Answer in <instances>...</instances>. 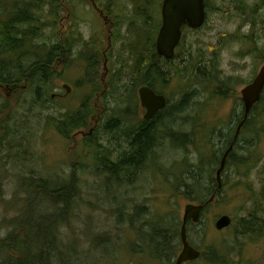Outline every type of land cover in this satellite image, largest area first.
Segmentation results:
<instances>
[{
  "label": "rangeland",
  "instance_id": "374dc122",
  "mask_svg": "<svg viewBox=\"0 0 264 264\" xmlns=\"http://www.w3.org/2000/svg\"><path fill=\"white\" fill-rule=\"evenodd\" d=\"M55 2L60 4L57 11L52 9L51 0L44 2L43 17L53 19L44 25L45 47L61 43L71 61L68 57L60 61L58 74L45 87L42 98L34 96L28 81L17 91L0 87V135L7 134L0 145V240L14 227L29 182L35 181L45 192V183L60 189L53 179L59 183L74 181L79 187L78 206L70 204L72 217L61 227V236L75 249L76 264H174L175 259L159 261L144 252L145 234L151 230L146 222L154 214L165 216V224L173 229L181 223L187 199L183 189L177 187L181 180H190L186 171L194 168L200 155L195 145L175 148L172 143L202 133V157L215 155L213 162L204 160L203 168L211 170L213 180H202L203 188L216 189L220 140L208 149L206 138L218 121L225 120L226 129L234 127L232 109L237 102V112L242 113L244 107L239 100L241 90L264 64V0H209L210 15L204 27L186 33L182 49L191 52V59L183 56L182 61H176L172 73L163 64L165 73L162 70L157 81V88L167 93L172 114L179 104L182 111L174 112L175 117L159 129L155 127L159 131L144 169L142 165L112 185L106 179L105 173L110 174L102 160L123 157L128 146L126 136L145 112L137 92L141 75L131 71H135L137 52H145L151 39L155 18L146 23L137 13V5L152 12L156 0ZM51 9L56 12L54 16ZM93 56L98 59L95 66L87 60ZM219 80L230 86L226 96L219 93L218 88L223 86ZM64 83L72 86L68 94ZM130 88L129 95L134 99L128 97ZM52 94L58 96L52 98ZM85 100L92 110L86 126L64 137L56 127L57 119L74 114ZM233 119L237 124L238 117ZM261 148L262 157L247 168V175L239 174L237 167L226 169L223 192L209 207L199 228H205L204 241L210 248L206 251L223 244L227 252L223 264H264V233L243 234L241 228L255 203L248 194L256 196L264 180V142ZM201 190L195 195L196 203L210 196ZM59 201L43 199L39 203L45 213L57 214L58 206L64 208L63 199ZM134 209L135 224L128 222ZM224 214L230 215L233 223L217 231L214 221ZM193 241L199 243L200 238ZM189 264L211 263L204 260Z\"/></svg>",
  "mask_w": 264,
  "mask_h": 264
},
{
  "label": "trees",
  "instance_id": "16d2710c",
  "mask_svg": "<svg viewBox=\"0 0 264 264\" xmlns=\"http://www.w3.org/2000/svg\"><path fill=\"white\" fill-rule=\"evenodd\" d=\"M55 1L57 0H51V4H53L52 9L57 11L60 4ZM44 2L45 0H0V87L9 85L17 91L20 85L28 81L37 99L44 97L45 87L50 86L53 77L58 74L57 69L60 61L66 57L71 61L70 54L65 52L61 43L53 42L48 48L45 47L47 41L45 34H43L44 25L49 24L46 21L53 19L48 16L43 17ZM52 9L50 13L51 16H54L56 12ZM55 23L56 20H54ZM67 43L70 45L68 40ZM147 44L145 52H137V63L133 72L142 77L145 74L144 81L153 84L161 76L163 69H160L161 64H159L158 70H152L155 63L152 54L157 55L155 41L152 37ZM147 49L150 52L148 55L146 54ZM144 55H146L145 60H143ZM91 58L92 60L89 58L87 60L91 66H95L98 59L96 56ZM149 71H151L152 77H150ZM212 76L213 74L209 78ZM90 82L93 84L92 80ZM220 83H223V86L219 88V93L226 96L227 93H224L227 90L226 84L223 81ZM130 96L128 93L129 98ZM237 107L238 102L232 109V124L234 123L233 116L235 119L240 118L238 122L243 119L244 110L242 113L237 112ZM90 109L88 101L85 100L81 108L74 114L68 115L65 119L58 118L56 127L59 132L64 137H69L76 129L85 127L89 116L92 115ZM178 111H182V104L175 108L173 114L169 108L165 109L160 116L156 117V120L159 119V126L156 127L159 129L167 120H172L175 117L174 112ZM251 115L243 127L240 138L235 141L234 149L230 152L227 162L228 169L237 167L241 175L242 173L247 175V168L262 157L260 150L264 142V95L253 107ZM154 122V120L150 123L145 122L127 135L128 146L123 151L126 153L125 158L118 156L116 160H102L104 169L110 174L106 173L109 184L123 181L125 175L128 176L132 170L140 168L142 165H144V169L146 160L149 158L148 155L155 144L156 133L159 131L157 128H153ZM223 124L216 125L214 132L206 138L208 149L209 147L212 148L217 139L220 140L217 151L222 155L232 144L235 132V127L226 129ZM182 134L185 133L181 132L180 135ZM201 134L195 133L194 136H189L190 139L185 138L178 144L172 143L174 147L178 145L183 148H187L190 144L195 145L200 153L196 163H193L194 168L186 171V173H190V180H181L183 182L180 187L175 186L177 189L182 188L184 197L192 202L197 201L195 195L199 193L200 189H202L201 193L204 191L210 193V196L216 192V189L203 188L202 180L206 177L213 180L211 170H204L203 168L204 160L213 162L215 155L202 157L205 141L199 139ZM6 135V132H2L0 135V145L4 143ZM195 167L199 168L202 173L197 171ZM53 181L55 185L58 184L59 190H54V185L50 186L45 183L44 192L41 186L35 184V181L29 182L28 187L30 189L25 192L26 196L15 217L14 227H10L6 236L0 240V264H76V251L64 242L61 236V227L70 223L72 217V211L69 212L70 204L74 202L78 206L79 187L74 181L70 183H59L56 179ZM221 192L223 190H218L217 194L220 195ZM246 193L248 194V192ZM248 195L253 198L255 203L252 205L253 208L248 217L243 220L242 232L243 234L264 233V180L261 182L256 196ZM209 197L199 201L207 205L200 222L190 224V237L195 246L202 251L201 258L196 262L207 260L211 264H223L224 257L227 255L223 244H215L211 252L206 251L210 248L204 241L206 237L203 234L205 228L199 229L202 227L204 215L208 213V209L212 205L208 201ZM43 199H53L58 204H60L59 200L63 199L64 208L60 209L58 206L57 214L45 213L39 203ZM140 207L144 208V206ZM134 213L135 209L128 217L129 223H136ZM66 214L68 216H64ZM53 215L56 216L54 218L46 217ZM154 215L153 219L146 222L151 230L149 234L148 232L145 234L147 238H145L146 249L144 252H149L159 261L176 259L181 244L179 237L181 223L173 229L165 224V216L160 213ZM195 237L200 238L199 243L193 241Z\"/></svg>",
  "mask_w": 264,
  "mask_h": 264
},
{
  "label": "water",
  "instance_id": "95a60500",
  "mask_svg": "<svg viewBox=\"0 0 264 264\" xmlns=\"http://www.w3.org/2000/svg\"><path fill=\"white\" fill-rule=\"evenodd\" d=\"M163 22L157 39V49L159 54L172 58L175 48L182 37V27L188 24L191 28H200L203 26L206 18L204 0H164L162 7ZM70 92L68 84L63 85ZM264 90V64L255 79L242 89V96L245 102V119H247L252 107L261 99ZM139 95L142 105L146 107L145 119H151L157 112L166 107L167 101L163 94L156 93L149 86H143L139 89ZM245 119L240 122L235 134V140L238 138L240 131L245 123ZM234 142L225 151L221 165L217 170L216 179L218 187H222V174L225 171L227 159L233 150ZM215 196L211 198L213 201ZM204 209L203 204L187 203L184 206V214L181 225L182 251L179 254L176 264L196 260L200 257L201 252L194 248L189 242L187 223L191 220L194 223L199 222L201 212ZM232 222L231 216L224 214L220 216L215 227L223 230Z\"/></svg>",
  "mask_w": 264,
  "mask_h": 264
},
{
  "label": "flooded vegetation",
  "instance_id": "af4514ba",
  "mask_svg": "<svg viewBox=\"0 0 264 264\" xmlns=\"http://www.w3.org/2000/svg\"><path fill=\"white\" fill-rule=\"evenodd\" d=\"M159 0H156V2L153 4V6H152V12H150L149 10H148V7L147 8H144V7H141L140 5H137V7H138V15H140V16H142L143 18H144V20H146L145 22L146 23H149L147 20H150V19H152L153 18V16H154V18H155V22H154V26H153V29H152V31H151V37L153 38V40L155 41V52H156V54L160 57H158L157 55H154V54H152V56H153V61L155 62L154 63V67H153V69L152 70H154V69H157L158 70V68H159V64H161V66H160V69H163V64H167V66H168V70H169V73H172V72H175V70H176V68L173 66L174 64H175V62L176 61H182L183 60V56L185 57V58H187V59H191V55H190V53L191 52H187L185 49H182L183 48V45H184V41H185V38H186V33L187 32H195V31H199V30H201L203 27H201V28H199V29H192V28H190V26L188 25V24H185V25H183V36H182V39H181V41H180V43H179V45L177 46V48H176V50H175V54H174V57L173 58H171V59H167L166 57H164V56H161L160 54H159V52H158V49H157V39H158V35H159V32H160V28H161V26H162V22H163V16H162V7H163V3H164V0H160V2H158ZM205 5H206V21L208 20V16L210 15V5H209V0H205ZM98 10V9H97ZM155 11L157 12V14H155ZM110 13H111V10H110ZM119 16L117 15V18H118ZM150 40H148V42H149ZM182 50H183V53H182ZM150 52H149V50L147 49V51H146V54L148 55ZM146 59V55H144V57H143V60H145ZM162 60V61H161ZM136 63H137V58H136ZM136 63H135V65H136ZM134 69H135V67H134ZM131 72H133V71H131ZM149 73V75H150V77H152V75H151V71H149L148 72ZM163 73H165L164 72V69H163ZM204 75H205V77H207V73L206 72H204ZM145 78H146V75L144 74V77H140V80L138 79V78H135L134 79V81H133V83L135 84L136 82H137V79H138V82L140 81V87L138 88V96H139V100H140V95H139V89L141 88V87H143V86H149V87H151L153 90H155L158 94H164L165 96H166V92H164V91H161L160 89H158L157 88V84H158V79H157V81L156 82H154L153 84H149V83H147V82H145L144 80H145ZM155 85V86H154ZM132 88V87H131ZM131 88L128 90L129 92V94L132 92L131 91ZM166 93V94H165ZM136 97H137V94H136ZM166 98H167V96H166ZM130 99H134V96H130ZM140 106L143 108V110L145 111L144 112V115H143V117H142V119H140L139 121L140 122H138V124H137V127L139 128L141 125H143L145 122L146 123H150V122H152L153 120L155 121L154 122V124H153V128L154 127H156V126H159V119H157L156 120V117L159 115H161V113H163V111H164V109L162 110V111H159V112H157L151 119H149V120H147V119H145V113H146V107H144L143 105H142V102H141V100H140ZM167 106H169V101H168V98H167ZM168 108V107H167ZM108 125L110 126V124H107V127H108ZM134 129V128H133ZM130 130L129 132H128V134H131L132 132H134V130ZM127 134V135H128ZM126 142H127V144H128V137L126 136ZM122 155H123V158H125V156H126V153H122ZM219 165V164H218ZM142 170H143V168H142ZM141 170V171H142ZM140 171V172H141Z\"/></svg>",
  "mask_w": 264,
  "mask_h": 264
},
{
  "label": "bare ground",
  "instance_id": "6f19581e",
  "mask_svg": "<svg viewBox=\"0 0 264 264\" xmlns=\"http://www.w3.org/2000/svg\"><path fill=\"white\" fill-rule=\"evenodd\" d=\"M116 86H117V84H116ZM171 108V107H170ZM198 130V129H197ZM127 141V140H126ZM195 141V140H194Z\"/></svg>",
  "mask_w": 264,
  "mask_h": 264
}]
</instances>
